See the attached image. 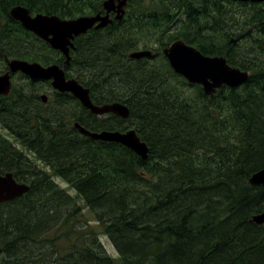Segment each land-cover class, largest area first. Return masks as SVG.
Wrapping results in <instances>:
<instances>
[{"label":"trees","instance_id":"1","mask_svg":"<svg viewBox=\"0 0 264 264\" xmlns=\"http://www.w3.org/2000/svg\"><path fill=\"white\" fill-rule=\"evenodd\" d=\"M103 1L0 0V72L12 58L66 61L11 16L13 6L75 18ZM178 38L226 56L249 79L207 95L165 56ZM75 46L68 76L96 104L126 103L130 117L95 115L54 89L44 103L42 83L50 82L18 74L23 83L0 96V173L31 188L0 202V264H264V225L252 221L264 211V185L249 182L264 168V2L129 0L123 19L76 37ZM141 46L154 55L131 58ZM76 122L135 128L149 158L82 135Z\"/></svg>","mask_w":264,"mask_h":264},{"label":"water","instance_id":"2","mask_svg":"<svg viewBox=\"0 0 264 264\" xmlns=\"http://www.w3.org/2000/svg\"><path fill=\"white\" fill-rule=\"evenodd\" d=\"M244 2H264V0H234ZM129 0H104L103 10L92 15H82L75 18H62L55 14H33L23 5L13 6L11 16L20 21L22 25L38 37L48 42L53 49L59 50L66 62L71 61V50L75 49V38L86 34L89 30L100 29L111 24L115 19L121 20L125 16ZM111 13H115L114 18ZM150 50H138L131 53L132 58L150 56ZM174 71L182 75L188 82L202 85L207 95L214 94L224 85L237 87L245 83L250 76L248 70L234 66L228 62L224 55H206L198 47L187 43L183 39L173 41L164 49ZM8 70L0 73V95H9L13 88L12 77L22 73L35 81H50L54 90L71 93L81 104L93 114L102 116L108 113L119 115L126 119L130 116V108L126 103L115 101L104 104L94 103L91 89L76 78H68L66 72L57 63L45 65L39 61H30L23 58L7 60ZM47 102L48 95L42 94ZM79 131L94 140L121 143L147 157L148 147L143 142L135 128L127 131L104 130L95 132L87 129L79 122L75 123ZM250 182L254 185L264 184V169L255 173ZM30 190L26 182H19L12 172L0 173V202L15 199ZM259 224L264 223V211L253 216ZM1 251V250H0Z\"/></svg>","mask_w":264,"mask_h":264},{"label":"rangeland","instance_id":"3","mask_svg":"<svg viewBox=\"0 0 264 264\" xmlns=\"http://www.w3.org/2000/svg\"><path fill=\"white\" fill-rule=\"evenodd\" d=\"M235 8L236 9H239L237 6H235ZM240 10V9H239ZM151 49H153L152 47H150ZM141 49H144V47H140L139 48V50H141ZM154 50V49H153ZM14 80H15V82H20V83H23V80L22 79H19V77H18V75H16L15 76V78H14ZM44 86H43V89L41 90V93L42 94H49L50 95V92H51V90H53V87L51 86H49L47 83H42ZM50 85H51V83H50ZM41 94V95H42ZM0 130L3 132V133H5V134H7V132H6V130L4 129V128H1L0 127ZM11 137V136H10ZM12 139H13V137H11ZM38 163H39V165L40 166H42V167H46V165L43 163V162H41V161H38ZM47 168V167H46ZM55 180L57 181V183L61 186V187H63L64 189H66L71 195H77V190L75 189V188H73L72 186H70L69 185V183L67 182V181H65L64 179H62V178H60V177H57V178H55ZM86 214V216H87V219H90V220H93L94 219V217L92 216V214H91V212L89 211V210H87L86 209V212H85ZM102 239V241H103V243H104V246H105V248H106V250H107V252L109 253V254H112V255H118V253H117V250H116V248H115V246L113 245V243H112V241L110 240V238H108V237H103V238H101Z\"/></svg>","mask_w":264,"mask_h":264},{"label":"bare ground","instance_id":"4","mask_svg":"<svg viewBox=\"0 0 264 264\" xmlns=\"http://www.w3.org/2000/svg\"><path fill=\"white\" fill-rule=\"evenodd\" d=\"M166 48V47H165ZM164 48V49H165ZM139 50V49H138ZM138 50H135V51H138ZM141 50H150L151 52H152V54L150 55V56H144V57H141V58H146V57H151V56H153L154 55V50L153 49H151V48H148V49H141ZM163 52H164V50H163ZM132 58V57H131ZM141 58H135V59H141ZM71 60H72V58H71ZM58 64V63H57ZM71 64V61H70V63H67L66 61H65V63L63 64V65H60L61 66V68H63L64 69V71L66 72V75H67V77L68 78H76V77H69L68 76V73H67V70H66V68L69 66ZM77 79V78H76ZM33 81H35V80H33ZM51 83V82H50ZM190 83V82H189ZM191 84H195V83H191ZM199 85V84H198ZM202 86V85H201ZM203 88V87H202ZM204 90V89H203ZM216 93V92H215ZM211 95V94H210ZM44 102V101H43ZM45 103V102H44ZM130 117V116H129ZM76 127V126H75ZM85 127V126H84ZM77 128V127H76ZM87 128V127H86ZM78 129V128H77ZM88 129V128H87ZM128 129H130V128H128ZM127 129V130H128ZM79 130V129H78ZM90 130V129H89ZM127 130H125V131H127ZM92 131V130H91ZM102 131H104V130H102ZM121 131V130H120ZM95 132H101V131H95ZM81 133V132H80ZM82 134V133H81ZM82 135H84V134H82ZM85 136H87V135H85ZM140 136V135H139ZM89 137V136H88ZM91 138V137H90ZM141 138V137H140ZM92 139V138H91ZM94 140V139H93ZM141 140H142V138H141ZM143 142H145L146 143V145H147V147H148V153H147V157H143L142 155H140L139 153H137L135 150V152L140 156V157H142L143 159H145V160H147L148 158H149V153H150V147H149V145L147 144V142L146 141H144V140H142ZM108 142H110V141H108ZM129 148V147H128ZM131 149V148H130ZM133 150V149H132ZM262 169H264V168H262ZM262 169H260V170H262ZM260 170H258V171H260ZM258 171H256L255 173H257ZM255 173H253V175L255 174ZM252 175V176H253ZM251 176V177H252ZM250 177V178H251ZM249 182H250V179H249ZM27 183V182H26ZM29 184V183H28ZM250 184L251 185H254V184H252L251 182H250ZM30 185V184H29ZM259 185H264V184H256L255 186H259ZM30 188H31V186H30ZM27 193V192H26ZM24 195V194H23ZM22 196V195H21ZM13 200V199H12ZM256 215V214H255ZM252 221L253 222H255V223H257L256 221H254L253 219H252ZM257 224H259V223H257ZM260 225H264V223L263 224H260Z\"/></svg>","mask_w":264,"mask_h":264},{"label":"flooded vegetation","instance_id":"5","mask_svg":"<svg viewBox=\"0 0 264 264\" xmlns=\"http://www.w3.org/2000/svg\"><path fill=\"white\" fill-rule=\"evenodd\" d=\"M102 9H103V8H102ZM102 9H101L100 11H102V14H105V10H102ZM114 16H115V13H111V17L114 18ZM75 39H76V38H75ZM178 39H181V38H178ZM176 40H177V39H176ZM174 41H175V40H174ZM171 43H172V42H171ZM171 43H170V44H171ZM170 44H169V45H170ZM189 44H190V43H189ZM169 45H168V46H169ZM168 46H167V47H168Z\"/></svg>","mask_w":264,"mask_h":264}]
</instances>
